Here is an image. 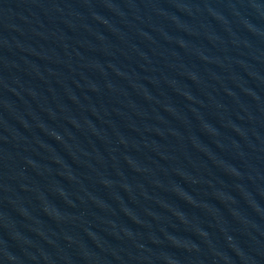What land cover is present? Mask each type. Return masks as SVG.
Wrapping results in <instances>:
<instances>
[{"label":"water","instance_id":"water-1","mask_svg":"<svg viewBox=\"0 0 264 264\" xmlns=\"http://www.w3.org/2000/svg\"><path fill=\"white\" fill-rule=\"evenodd\" d=\"M0 264H264V0H0Z\"/></svg>","mask_w":264,"mask_h":264}]
</instances>
